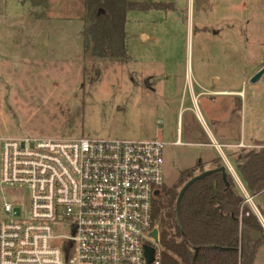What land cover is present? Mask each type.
I'll list each match as a JSON object with an SVG mask.
<instances>
[{"label":"rangeland","instance_id":"374dc122","mask_svg":"<svg viewBox=\"0 0 264 264\" xmlns=\"http://www.w3.org/2000/svg\"><path fill=\"white\" fill-rule=\"evenodd\" d=\"M131 1L175 9L129 12L130 60L121 62L85 52L84 0H45L39 7L0 0V138L161 141L164 181L171 187L184 170L218 158L212 149L174 145L179 112L195 108L192 89L197 94L199 86L212 88L215 82L214 89L221 90L227 79L236 89L243 72L249 82L264 67V0ZM254 89L263 93L264 81L247 88L248 99ZM205 102L199 106L210 128ZM183 114V142L189 124L203 140V125L201 131L189 112ZM236 123L238 131L244 125V139L264 142V102L257 109L248 104L246 119ZM233 178L264 225L257 208L264 214V195L248 201L243 182ZM29 198L28 190L0 189V221L6 220L7 203L28 214ZM254 264H264V245Z\"/></svg>","mask_w":264,"mask_h":264},{"label":"built area","instance_id":"2783aa9c","mask_svg":"<svg viewBox=\"0 0 264 264\" xmlns=\"http://www.w3.org/2000/svg\"><path fill=\"white\" fill-rule=\"evenodd\" d=\"M164 149L161 141L0 138V189L30 192L28 214L4 206L0 264H165L152 235ZM146 248L155 250L151 263Z\"/></svg>","mask_w":264,"mask_h":264},{"label":"trees","instance_id":"16d2710c","mask_svg":"<svg viewBox=\"0 0 264 264\" xmlns=\"http://www.w3.org/2000/svg\"><path fill=\"white\" fill-rule=\"evenodd\" d=\"M26 1L39 7L45 0ZM167 9L175 7L131 0H84L85 52L98 59L129 61L126 49L128 13ZM188 128L193 132V124ZM203 136V140L197 137L196 140L208 142L204 133ZM231 157L250 198L255 201L263 196L264 148L244 149ZM214 163L216 168L222 166L220 159ZM204 171L202 162L184 170L173 186L164 184L154 201L152 220L159 231L163 262L254 264L264 245L263 225L229 172L226 180L222 173H215L194 183L183 196L178 219L176 205L181 189ZM257 208L264 217L261 208Z\"/></svg>","mask_w":264,"mask_h":264},{"label":"crops","instance_id":"0c3cea01","mask_svg":"<svg viewBox=\"0 0 264 264\" xmlns=\"http://www.w3.org/2000/svg\"><path fill=\"white\" fill-rule=\"evenodd\" d=\"M191 4H193V0H191ZM44 18V19H42ZM42 20H49L48 16L41 17ZM81 36L84 37L83 32H81ZM84 44V43H83ZM242 60V59H241ZM246 63V59L242 61ZM262 69V68H261ZM260 69V70H261ZM259 72V71H258ZM257 72V73H258ZM256 73V74H257ZM245 73H243L242 78H238L240 82H238L236 89L230 88L232 87L229 83V79H227L226 88H223L221 90H214L219 92L221 96H219L217 99H213L212 101L209 100V97L206 96H200L202 93H204L206 90H209L208 87L199 86V92L196 94L195 89H192V104L195 106L194 109L188 108L183 109L181 112H179L178 116V140L181 145H196L199 147H202L204 149H212L215 150V154L218 156L217 159H220L222 166H227L229 172L233 177H236L238 180L239 174L236 170V167L234 165L233 159L231 157L232 154L238 153L244 149L247 148H264V142H258L257 137L253 136V138L250 141H247L244 139L245 136V128L242 124L240 126V129L238 131L236 120L240 119L241 121L246 119V111L248 104H251L252 107L257 109L259 107V104L264 102V92L259 93L258 90L254 89L252 91V97L248 99L247 97V88H254L257 84H259L261 81H264V78L261 79V81L255 85L251 84V79H249V82H247L245 76ZM216 77H214L213 80ZM222 81L220 80V83L218 86H221ZM213 87L215 86V82L212 83ZM211 85V86H212ZM213 98V97H212ZM220 98V99H219ZM201 99H206V102L204 103L205 108V116L208 123H210V128L208 127L206 121L204 120V117L202 115V110L199 106V101ZM193 112L197 118V121L203 125V127L206 129L207 133L205 136L207 137L208 142L201 143L196 140L195 134L188 129V142H183L184 137V117L183 114L185 112ZM183 114V115H182ZM202 118V121H201ZM238 134V136L236 135ZM236 135V137H235ZM177 141L175 143H177ZM220 141V142H219ZM174 143V144H175ZM178 145V146H181ZM228 153H225V150ZM216 159V158H215ZM215 159H209V160H202L201 162L204 164V170H212L215 169ZM239 180V181H240Z\"/></svg>","mask_w":264,"mask_h":264},{"label":"water","instance_id":"95a60500","mask_svg":"<svg viewBox=\"0 0 264 264\" xmlns=\"http://www.w3.org/2000/svg\"><path fill=\"white\" fill-rule=\"evenodd\" d=\"M206 0H199V3L205 2ZM264 78V67L251 79V84L255 85L257 83H259L261 81V79ZM227 166H221L219 168H215L212 170H207L204 171L203 173L195 176L194 178H192L190 181H188L183 188L181 189L178 199H177V205H176V210H177V217L179 219V211H180V205H181V201L183 199L184 194L186 193V191L197 181L202 180L203 178H205L206 176L215 174V173H222L223 174V178L224 180H226V175H227ZM251 198H248V201H251ZM257 213L260 215V213L258 212V210H256ZM261 217V215H260ZM262 219V217H261ZM262 223V222H261ZM263 225V224H262ZM264 227V225H263ZM153 237L155 238L156 241H159V231L158 229H155L153 232ZM147 251V257H148V261L149 263L153 262L154 260V254H155V250L151 249V248H146Z\"/></svg>","mask_w":264,"mask_h":264},{"label":"flooded vegetation","instance_id":"af4514ba","mask_svg":"<svg viewBox=\"0 0 264 264\" xmlns=\"http://www.w3.org/2000/svg\"><path fill=\"white\" fill-rule=\"evenodd\" d=\"M218 34V32H214V35H217ZM243 65V66H242ZM240 66H242L243 67V69H244V63L243 62H241L240 61V63H239V70H240ZM244 73V72H243ZM215 89H214V87H213V85H212V88H209V90H206L204 93H202L200 96H206V97H209L208 99L209 100H213V98L212 97H219V96H221V94L218 92L217 93V91H214ZM190 114H191V116L193 117V121H194V124L198 127V128H200V124H199V122L197 121V118H196V116L194 117V113L193 112H189Z\"/></svg>","mask_w":264,"mask_h":264},{"label":"bare ground","instance_id":"6f19581e","mask_svg":"<svg viewBox=\"0 0 264 264\" xmlns=\"http://www.w3.org/2000/svg\"><path fill=\"white\" fill-rule=\"evenodd\" d=\"M201 121H202V118H201Z\"/></svg>","mask_w":264,"mask_h":264}]
</instances>
